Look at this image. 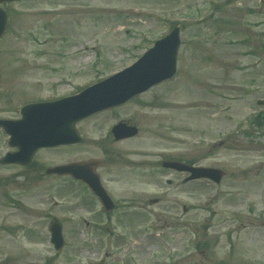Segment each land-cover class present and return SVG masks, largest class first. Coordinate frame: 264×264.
<instances>
[{
    "label": "rangeland",
    "instance_id": "obj_1",
    "mask_svg": "<svg viewBox=\"0 0 264 264\" xmlns=\"http://www.w3.org/2000/svg\"><path fill=\"white\" fill-rule=\"evenodd\" d=\"M3 6L11 29L0 41V81L14 67L24 83L12 100L55 98L76 87L77 94L135 62L173 22L181 24L182 42L173 78L82 120L84 142L75 153L60 152L61 164L101 161L102 177L127 200L139 193L155 223L145 226L146 215L135 232L73 231L71 217L87 214L73 207L81 201L78 188L67 176L55 185L27 179L11 187L16 193L0 187L16 201L6 207L1 193L0 264H264V105L256 103L264 99V0H20ZM256 115L262 125L251 124ZM119 121L138 133L115 140L111 128ZM163 160L220 168L224 177L218 185L184 183L185 174L163 168ZM7 174L0 168V176ZM51 216L66 222L58 253L49 242Z\"/></svg>",
    "mask_w": 264,
    "mask_h": 264
},
{
    "label": "water",
    "instance_id": "obj_2",
    "mask_svg": "<svg viewBox=\"0 0 264 264\" xmlns=\"http://www.w3.org/2000/svg\"><path fill=\"white\" fill-rule=\"evenodd\" d=\"M8 1L13 0H0V3ZM7 18L6 11L0 7V36L5 29ZM180 43V25H176L165 37L155 41L153 46L131 66L85 88L77 95L39 104L38 111H35L38 114L36 121L39 124L43 123L45 129L37 128L35 132L36 143L32 142V136L28 130L24 131L18 141H16V134L12 133L14 144L20 149H34L37 146L80 142L81 138L70 125L73 126L75 121L100 110L119 106L152 86L171 78L176 72ZM257 104L264 105V99L258 100ZM31 106L27 105L23 109V114ZM30 119L31 116L28 114L26 122ZM112 133L115 139L119 140L135 135L137 129L121 122L112 128ZM96 164V161H91L63 165L56 168L55 171L61 174L72 173L76 177L84 179L92 187L95 186L102 196L97 175L92 170ZM163 166L189 172L186 181L204 178L219 183L223 176V171L214 167L190 166L177 161H164ZM49 229L52 243L56 250H60L64 245L61 225L57 220H53Z\"/></svg>",
    "mask_w": 264,
    "mask_h": 264
},
{
    "label": "flooded vegetation",
    "instance_id": "obj_3",
    "mask_svg": "<svg viewBox=\"0 0 264 264\" xmlns=\"http://www.w3.org/2000/svg\"><path fill=\"white\" fill-rule=\"evenodd\" d=\"M10 21L11 19L9 18L5 33L0 38V41L2 39L4 40L8 31H10ZM0 69H5V67H0ZM8 69L11 71L8 73V76H5L6 81H0V121H2V123H0V168L8 169L7 175L0 176V187L4 188L5 186L6 188H11L13 185H23L27 179H29V182L33 183L45 179L46 181L48 180L49 182H52L53 185H55L62 176L57 171H55V168L61 165V150H68L69 152L75 153L77 151L78 144L74 142L65 146H37L34 149H20L14 144L12 133L16 134V141H18V138L26 130H28L32 136V142L34 141L36 143L35 132L37 129L36 127L39 128V124H36L34 120L38 114L33 111V108L27 109V113L23 114L21 111L22 107L28 104L54 100V98L43 99L41 97H21L17 100H12L13 92L17 89V86L24 83L18 81V74H20V72L15 71L14 67H9ZM1 78L2 75L0 73V80ZM29 110L31 111L28 112ZM27 114L31 116L32 120L29 122L20 121L23 119V117H26ZM80 123L81 121L79 124ZM79 124H75L77 130L80 128ZM66 147H69L70 149H65ZM92 160L94 159H83L68 163ZM96 161L97 164L92 170L98 175L102 190L109 198L105 200V202L102 201L95 194L93 188L84 181L76 179L73 177V175H64L69 178L71 185L73 184L76 186L75 189L78 188L76 190L78 192L76 197L80 198L81 201L75 200L73 202L74 209H86L85 212L87 213L86 217L78 213L71 217L69 222L74 224V226H72V230L82 231L84 233L90 234L135 232L140 229L142 219L144 221L146 219V215H148V218L145 220V226L146 224L150 225L151 221L152 224H154L155 221L153 222L152 216L155 217V212L148 210L147 204H142L140 198L137 197L139 193H130V197L134 195L136 196H134V199L127 200V197L124 196L122 192L117 189V187H115L116 184L114 185V182H110V180L107 182L102 177V174L98 171L102 165V162L99 160ZM105 174H107V172H105ZM10 191H12V188ZM16 192L19 191H12V193ZM1 193H4V196H6V199H4V201L8 203V206L6 207H11L16 202L12 199L11 194L7 195L4 190ZM157 202V199H150L148 201V203L151 205ZM141 211L146 214L142 216ZM53 217L55 216L50 217L49 222ZM49 222L47 224V229ZM60 222L62 223V227L66 223L62 220H60ZM10 261L11 260H6L5 264H9ZM102 262L105 263V259Z\"/></svg>",
    "mask_w": 264,
    "mask_h": 264
}]
</instances>
